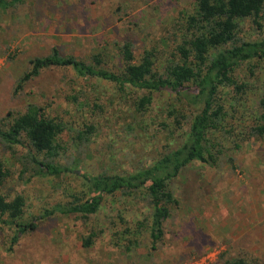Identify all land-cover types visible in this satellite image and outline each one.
Here are the masks:
<instances>
[{"label": "rangeland", "instance_id": "1", "mask_svg": "<svg viewBox=\"0 0 264 264\" xmlns=\"http://www.w3.org/2000/svg\"><path fill=\"white\" fill-rule=\"evenodd\" d=\"M193 1L26 0L0 11V120L9 111H25L29 103L42 106L67 126L61 137L67 149L63 161L78 160L77 173L32 177L30 170L22 174L18 156L0 143V160L11 170L3 192L10 198L24 195L19 221L37 223L12 246L16 227L0 217V264H227L232 258L264 264V140H242L264 94V63H257L256 75L247 62L241 66L239 74L250 90L239 112L228 116L226 130L215 136L220 144L213 150L215 161H195L172 181L179 203L156 250L149 234L151 211L142 196L107 195L99 212L87 219L45 215L86 188L82 173L125 172L152 163L167 143L160 123L170 95L158 94L145 116L147 126L134 124L132 131L127 126L133 124L131 101H121L114 84L79 77L72 68H47L19 89L30 60L57 46L90 62L101 53L104 66L118 71L124 41L133 43L137 57L152 47L163 55L173 47L177 23ZM239 36L257 40L264 30L248 18ZM89 124L96 125V133L90 142L79 143L73 136ZM92 232L96 240L85 247L83 239Z\"/></svg>", "mask_w": 264, "mask_h": 264}, {"label": "trees", "instance_id": "2", "mask_svg": "<svg viewBox=\"0 0 264 264\" xmlns=\"http://www.w3.org/2000/svg\"><path fill=\"white\" fill-rule=\"evenodd\" d=\"M25 1L0 0V11ZM263 15L264 0H194L189 10L183 11L175 43L168 52L162 55L158 48L152 47L137 57L133 43L124 41L119 45L118 71L104 66L101 53L93 55L90 62L63 54L57 46L45 56L32 58L29 70L20 78L19 89L47 68H72L79 77L114 84L120 100L131 101L128 114L133 124L127 126L132 131H136L134 124L147 126L145 116L158 94L170 95L160 123L167 131V143L152 163L132 171L82 173L86 188L72 193L73 200L55 205L45 215L77 214L87 219L99 212L107 195L121 192L126 196H142L151 211L149 234L151 248L156 250L164 237V224L179 203L172 181L195 161H215L213 150L220 145L215 136L226 130L228 116L239 112L250 90V83L244 81L239 70L247 62L250 73L256 75L257 63H264V36L257 40L239 36L241 24L248 18L253 19L259 30H264ZM73 100L79 99L73 96ZM256 103L255 119L242 140H264V94ZM184 106L189 107L190 113ZM66 129L63 121L49 116L42 106L29 103L25 111L17 114L9 111L0 120V143L18 156L22 174L29 170L32 177L77 173V157L74 161H63L67 149L61 137ZM96 131V125L89 124L73 137L79 143H87ZM17 146L26 152L19 154ZM10 174V168L0 160V217L5 221L6 216L16 227L13 246L27 231L36 229L37 223L19 221L25 213L24 195L10 198L3 192ZM96 236V232L90 233L83 239V245L92 246ZM227 264L250 263L244 258H232Z\"/></svg>", "mask_w": 264, "mask_h": 264}]
</instances>
